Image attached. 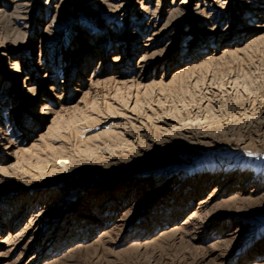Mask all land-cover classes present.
Masks as SVG:
<instances>
[{
    "label": "rangeland",
    "instance_id": "374dc122",
    "mask_svg": "<svg viewBox=\"0 0 264 264\" xmlns=\"http://www.w3.org/2000/svg\"><path fill=\"white\" fill-rule=\"evenodd\" d=\"M0 28V264H264V0H0Z\"/></svg>",
    "mask_w": 264,
    "mask_h": 264
},
{
    "label": "bare ground",
    "instance_id": "6f19581e",
    "mask_svg": "<svg viewBox=\"0 0 264 264\" xmlns=\"http://www.w3.org/2000/svg\"><path fill=\"white\" fill-rule=\"evenodd\" d=\"M19 1H20V0H19ZM115 1H116V0H115ZM25 2H26V1H25ZM109 2H110V1H109ZM11 3H12V2H11ZM18 3H19V2H18ZM112 3H113V2H112ZM122 3H123V2H122ZM119 4H120V3H119ZM119 4H118V5H119ZM13 6H17V5L15 4V5H13ZM25 6H26V5H25ZM120 6H121V4H120ZM18 7H19V6H18ZM18 7H17V8H18ZM121 7H122V6H121ZM17 8H16V9H17ZM22 8H24V7H22ZM22 8H21V9H22ZM29 8H30V7H29ZM118 8H120V7H118ZM143 9H144V8H143ZM176 9H177V8H176ZM195 9H196V8H195ZM197 9H198V8H197ZM18 10H19V9H17V11H18ZM27 10H28V9H27ZM114 10H115V9H114ZM116 10H117V9H116ZM22 12H23V11H22ZM22 12H20V13H22ZM151 12H152V11H151ZM13 13H15V12H13ZM18 13H19V12H18ZM154 13H155V12H154ZM25 14H26V13H25ZM25 14H24V15H25ZM24 15H23V16H24ZM152 15H153V14H152ZM154 15H155V14H154ZM172 15H173V14H172ZM172 15H171V16H172ZM19 17H20V16H19ZM149 17H150V16H149ZM157 17H158V16H157ZM23 18H24V17H23ZM27 19H28V18H27ZM168 19H169V18H168ZM18 20H19V19H18ZM24 20H25V18H24ZM151 20H152V19H151ZM158 21H160V20H158ZM22 22H23V21H22ZM169 22H170V21H169ZM17 23H19V22H17ZM148 23H149V22H148ZM148 23H147V24H148ZM156 23H157V22H156ZM166 23H167V22H166ZM166 26H168V25H165L163 28H165ZM163 28H162V29H163ZM162 29H161V30H162ZM1 31H2V29L0 28V32H1ZM157 32H158V31H157ZM159 32H160V31H159ZM155 33H156V32H155ZM141 119H142V118H141ZM156 119H157V118H156ZM165 119H167V118H165ZM163 120H164V119H163ZM155 121H156V120H155ZM142 125H143V124H142ZM163 125H164V124H163ZM138 126H139V125H138ZM164 126H165V125H164ZM163 128H164V127H163ZM132 131H133V130H132ZM3 134H4V133H3ZM199 136H200V135H199ZM4 142H5V141H4ZM8 143H9V142H8ZM5 146H7V145H5ZM62 164H63V163H61V165H62ZM201 218H202V217H201ZM203 219H205V218H203ZM198 222H199V221H198ZM202 225H203V224H202ZM199 227H200V226H199ZM202 227H203V226H202ZM219 256H220V255H219Z\"/></svg>",
    "mask_w": 264,
    "mask_h": 264
}]
</instances>
